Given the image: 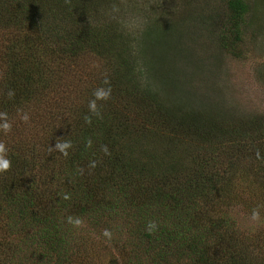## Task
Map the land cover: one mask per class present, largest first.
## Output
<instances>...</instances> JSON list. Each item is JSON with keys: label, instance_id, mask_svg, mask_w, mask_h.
<instances>
[{"label": "trees", "instance_id": "16d2710c", "mask_svg": "<svg viewBox=\"0 0 264 264\" xmlns=\"http://www.w3.org/2000/svg\"><path fill=\"white\" fill-rule=\"evenodd\" d=\"M128 1L0 0V144L11 161L0 172V264H264V231L252 240L228 217L239 204L264 212V114L225 118L189 97L201 67L184 73L181 49L167 46L178 25L239 56L248 33L264 39V0L192 1L147 40L106 15ZM83 53L107 68L72 100L64 84L77 80L63 73ZM64 142L67 155L55 147ZM80 215L130 220L143 252L89 263Z\"/></svg>", "mask_w": 264, "mask_h": 264}, {"label": "rangeland", "instance_id": "374dc122", "mask_svg": "<svg viewBox=\"0 0 264 264\" xmlns=\"http://www.w3.org/2000/svg\"><path fill=\"white\" fill-rule=\"evenodd\" d=\"M192 1L195 0H133L128 1L120 9L115 7L112 10V6H109L106 15L118 21L120 30L125 28L134 37L147 40L152 38L151 26L156 21L162 20L163 24L181 22L182 13L191 6ZM157 18L159 19L156 20ZM177 29L181 36L174 37L175 32L170 33L174 40L172 39L173 42L168 43L167 46L171 45L172 48L181 49L179 57L185 63H180V70L187 74L192 73L191 76L194 77L196 73L192 62L197 61V65L201 67L199 75L196 74L197 78H193L194 84L188 86L191 89L189 97L197 95V98L209 103L212 108L221 109L225 118L241 117L246 114L254 116L264 114V39L259 42L254 38L255 36L248 33L246 43L239 48L241 54L232 56L225 50L220 53V50L209 45L207 41H203V38L196 41L191 33L185 32L181 26L177 25ZM249 31L252 33L251 30ZM143 55L147 56V51H144ZM106 68V59L102 56L83 53L77 62L70 64L63 73L71 78L74 76L77 84L73 85V82H68L64 84L63 91L70 85L72 87L71 99L76 100V91L82 96H79V101L83 100L82 91L85 84L88 82L95 84V76H100ZM95 87H98L97 84ZM25 114L27 113L19 111L14 114L13 118L19 119ZM32 126L41 129V126L36 124ZM8 131L9 129L6 133ZM39 136V132L33 131L27 137L35 142L36 139L39 140ZM178 166L179 164L175 165V168ZM101 217L102 223L96 224L98 220L94 221L90 217L80 215L75 226V231L81 232L84 237L82 240L84 245L88 242L89 247L93 249L94 255L89 263L106 258L107 253L110 252L114 254L117 261L122 258V253L126 257L130 255V260H135L133 254L137 252L141 254L143 247L133 243L135 240L128 231L130 220L118 216L104 215ZM228 217L229 222L234 224L238 232L246 234L252 240L257 239L256 236L264 231V212L253 216L248 214L243 204H239L231 209ZM117 242L118 245H116Z\"/></svg>", "mask_w": 264, "mask_h": 264}, {"label": "clouds", "instance_id": "9594fccd", "mask_svg": "<svg viewBox=\"0 0 264 264\" xmlns=\"http://www.w3.org/2000/svg\"><path fill=\"white\" fill-rule=\"evenodd\" d=\"M107 94H108L107 92H102V91H98L96 93L98 98L100 97L106 98ZM90 106L94 108L95 102L93 101ZM3 127L5 130H8L10 126L8 124H4ZM55 147L59 149L63 154L67 155V152L65 150L70 147V143L64 142V143L56 144ZM6 151L7 150L5 146L3 144H0V172L6 171L11 165V161L8 158H6V156L4 155ZM148 228L149 230L155 229L156 228L155 222L150 221L148 224Z\"/></svg>", "mask_w": 264, "mask_h": 264}]
</instances>
